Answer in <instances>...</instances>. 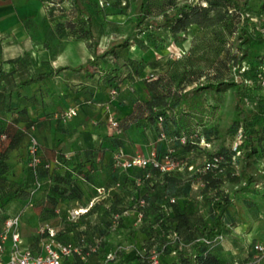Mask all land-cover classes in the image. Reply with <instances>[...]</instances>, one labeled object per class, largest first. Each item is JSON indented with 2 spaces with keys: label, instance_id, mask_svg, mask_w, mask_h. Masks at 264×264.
Instances as JSON below:
<instances>
[{
  "label": "trees",
  "instance_id": "1",
  "mask_svg": "<svg viewBox=\"0 0 264 264\" xmlns=\"http://www.w3.org/2000/svg\"><path fill=\"white\" fill-rule=\"evenodd\" d=\"M164 1L153 13L151 0H48L56 30L87 42L90 55L73 69L96 80L103 97L87 99L110 117L102 130L84 124L78 152L59 147L71 129L67 108L54 117L49 152L27 111L38 101L25 85L62 67H35L28 53L5 58L0 49V229L34 209L36 234L21 236L31 250L47 236L37 227L50 225L54 239L73 248L62 264H262L232 237L245 221L237 199L250 222L264 220V0ZM103 11L125 14L131 29L100 45L92 15ZM5 61L15 68L4 71ZM138 89L144 96L114 114L120 92L134 97ZM132 126L149 145L138 153L147 160L122 166L116 154ZM21 146V160L11 161ZM105 151L108 180L97 183L94 155ZM167 159L173 165L161 167Z\"/></svg>",
  "mask_w": 264,
  "mask_h": 264
},
{
  "label": "crops",
  "instance_id": "2",
  "mask_svg": "<svg viewBox=\"0 0 264 264\" xmlns=\"http://www.w3.org/2000/svg\"><path fill=\"white\" fill-rule=\"evenodd\" d=\"M48 3V0H0L1 55L5 58H15L28 53V58L35 67H40L43 62H47L49 68L52 69L62 67L48 77L31 81L25 85L24 91L38 101L37 105H29L27 111L31 118L39 120L36 133L40 142H43L42 149L49 152L52 149L53 140L58 136L53 126L56 113L70 106L77 107L78 113L67 120L68 126L71 127L70 131L58 137L62 139L59 147L70 148L78 152L86 145L80 131L85 128L84 124L87 122L90 123V127L102 130L101 125L107 120L108 113L96 101L87 99V97H94L98 100L103 95L96 80H86L82 70L73 69L82 64L90 55L87 42L58 32L51 19L58 13L48 10ZM66 17L70 18L69 15ZM1 68L6 72L11 71L15 68V63L5 61ZM92 89L93 92L90 93ZM128 92H120L117 96L118 99L114 101L111 109L114 114L123 115L130 110V100L144 96V92H140L139 89L134 93V97ZM13 101H16V98ZM91 122L94 125H91ZM140 130V127L133 126L127 129L124 135L125 146L121 147L123 155L146 153L149 145ZM23 153L24 147L21 146L18 151L10 154V160L19 163ZM78 158L80 159L79 156ZM108 160V151L94 155L93 164L97 169H92L93 181L99 183L108 180ZM86 189L87 195L92 194L90 186ZM71 205L77 206L78 204L74 202ZM32 210L25 208L20 219L19 229L24 241L36 234L33 225L37 222L33 223L31 220Z\"/></svg>",
  "mask_w": 264,
  "mask_h": 264
},
{
  "label": "built area",
  "instance_id": "3",
  "mask_svg": "<svg viewBox=\"0 0 264 264\" xmlns=\"http://www.w3.org/2000/svg\"><path fill=\"white\" fill-rule=\"evenodd\" d=\"M99 3L102 4L103 2L99 0ZM73 114H75L74 107H69L63 112L65 118ZM31 141L30 151L33 152L35 150L34 138H31ZM116 157L118 158V163L122 166L140 165L147 160V157L138 153L131 156H124L119 152L116 154ZM34 159L36 160V158ZM172 165L173 162L167 159L161 167L166 168ZM97 190L101 192L102 188L97 187ZM84 210L85 207H80L74 208L70 212L73 217ZM19 225L20 214L9 216L4 220L3 226L0 229V264H62L63 257L73 249L70 245L54 239V229L52 226L39 225L37 231L39 233L47 232V236L40 241V249L33 251L29 246L23 244ZM253 246L258 252L264 251V245L261 243L255 242Z\"/></svg>",
  "mask_w": 264,
  "mask_h": 264
},
{
  "label": "rangeland",
  "instance_id": "4",
  "mask_svg": "<svg viewBox=\"0 0 264 264\" xmlns=\"http://www.w3.org/2000/svg\"><path fill=\"white\" fill-rule=\"evenodd\" d=\"M151 1H153L152 5L154 6L153 13L156 12L155 7H157L158 4H162L163 2H165L164 0H151ZM92 18L94 21L93 22V32H94V35L98 38L100 45H104L106 43L108 33L116 32V33L123 34V33L128 32L131 29V22L125 14L105 13L103 11L102 13H98L96 16L92 15ZM79 23H81L80 20H79ZM229 103L230 102H228L227 104L229 105ZM106 118L107 119L109 118L108 114L106 115ZM254 197L257 198V200L259 198L257 196H254ZM235 204L237 208L240 209L239 216L241 219L245 220L244 221L245 224L239 225V227L237 228V231L234 233V237L232 238L240 239L241 246H242L241 249H243V251L247 252L248 250L251 249L252 258H256V256L260 254L263 260L261 263L264 264V251L258 252L257 250H255L253 246L255 242L261 243L264 245V220L250 222L248 213H246L245 209L243 208L241 201L237 199L235 201ZM254 236L256 237L254 238ZM225 243L226 245H228L226 247H229L228 242L225 241ZM241 252L237 253L235 250L232 252V255H237V257H239V255L242 254ZM244 258H248L246 254H245V257H243L242 259Z\"/></svg>",
  "mask_w": 264,
  "mask_h": 264
}]
</instances>
